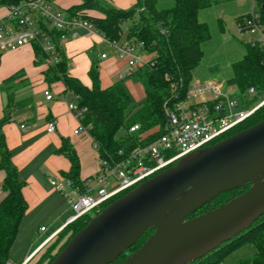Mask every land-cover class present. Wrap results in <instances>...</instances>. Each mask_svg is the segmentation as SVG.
<instances>
[{"label": "trees", "instance_id": "16d2710c", "mask_svg": "<svg viewBox=\"0 0 264 264\" xmlns=\"http://www.w3.org/2000/svg\"><path fill=\"white\" fill-rule=\"evenodd\" d=\"M22 1L24 0H0V5L19 4ZM233 2L236 0H174L172 7L160 8L159 0H136L133 6L122 9L102 3L101 0H82L80 4L67 10L72 16L80 13L86 15L90 11H95L100 16H86L108 39L126 38L142 42L145 51L156 54L154 66H145L134 74V77L142 83L145 92V99L137 109L132 107V98L124 88L122 80L106 88L102 86L96 60L89 70L91 87L70 74L65 53L62 54L58 64L44 71L45 81L49 85L56 82L63 83L64 92L74 94L77 97L78 107L85 108L81 123L89 126L88 132L97 145L100 159L107 160L111 164L119 162L128 157L134 148L148 145L165 132L167 122L165 104L172 106L175 102L186 98L188 87L195 76L194 72L205 56L204 45L211 39L208 23L200 19L201 11ZM254 3V14L258 15L264 25V0H254ZM251 11L242 17H250ZM242 17L236 18L237 23L243 20ZM51 33L58 45L60 33L55 30ZM243 46L245 53L241 59L232 64V75L226 80V84L237 87L238 96L246 102V107L254 108L264 100V51L258 44L250 41ZM33 49L35 63L42 65L45 59L42 47L34 43ZM23 76L25 73L18 72L3 81L2 88L7 92V102L0 126L11 122L17 111L24 109L34 111L31 98L18 99L17 94L10 91L12 84ZM251 88H254L255 94L251 99H247L243 95H246ZM262 120H264V103L212 144L248 129ZM134 124H139V130L127 133L129 127ZM121 130H124L123 134H120ZM147 132L151 133L145 135ZM59 151L71 162L70 171L65 173L64 177L73 180L76 185H83L80 177V158L68 139L62 138ZM121 151L123 154L120 153ZM12 155L13 151L8 148L5 136L0 133V169L6 172L3 190L7 192L0 203V264H10V252L28 209L23 194L24 182L20 180L17 168L12 163ZM136 187L120 193L105 201L99 208L67 223L58 232V238L34 264H51L67 243L94 216ZM244 191L238 188L224 192L198 209L191 217L213 210ZM152 233L153 229L148 230L113 264H122L130 253L138 251L144 245ZM248 243L255 246V253L237 264H264V215L249 229L218 249L188 264H221L227 255Z\"/></svg>", "mask_w": 264, "mask_h": 264}, {"label": "water", "instance_id": "95a60500", "mask_svg": "<svg viewBox=\"0 0 264 264\" xmlns=\"http://www.w3.org/2000/svg\"><path fill=\"white\" fill-rule=\"evenodd\" d=\"M238 188L245 191L191 217L222 193ZM263 215L264 120L183 156L140 183L94 216L51 264H113L151 229L149 239L122 264H188Z\"/></svg>", "mask_w": 264, "mask_h": 264}, {"label": "built area", "instance_id": "2783aa9c", "mask_svg": "<svg viewBox=\"0 0 264 264\" xmlns=\"http://www.w3.org/2000/svg\"><path fill=\"white\" fill-rule=\"evenodd\" d=\"M251 13L250 17H245L238 23L239 29L242 35L258 34L250 42L258 44L264 51V25L258 15L254 14V9ZM86 15H90L89 12ZM86 15H69L50 0H24L19 4L7 5V13L0 17V49L16 50L38 43L45 53L43 65L48 68L61 61L65 45L69 41L82 36L99 37L124 62L117 71L118 80L134 76L145 66H154L156 54L145 51L142 42L126 38L110 40ZM54 30L60 33L58 45L51 33ZM106 57V53L101 54L102 59ZM234 92L235 86H226L216 79H193L184 100L177 101L172 106L165 104V132L157 139L148 145L134 148L128 157L114 164L101 159L99 172L84 180L83 185H76L69 178L50 179L51 184L68 199L75 211L68 223L169 168L183 156L213 145L212 142L248 118L260 104L254 108L246 107V102L241 104ZM44 94L48 100L53 98L49 90H45ZM254 94L255 90L251 88L243 96L251 99ZM263 103L264 100L261 104ZM68 109L80 123L75 133L88 131L89 126L81 123L85 108H79L77 102H70ZM20 127L24 129L26 125L22 124ZM139 128V124H134L127 133H134ZM56 129L55 121H49L47 131L52 133ZM120 153L123 154L122 151ZM45 230V227L41 228V231ZM55 235H50L44 242Z\"/></svg>", "mask_w": 264, "mask_h": 264}, {"label": "crops", "instance_id": "0c3cea01", "mask_svg": "<svg viewBox=\"0 0 264 264\" xmlns=\"http://www.w3.org/2000/svg\"><path fill=\"white\" fill-rule=\"evenodd\" d=\"M50 1L64 11L82 2V0ZM103 1L122 9H127L136 2V0ZM6 13L7 5H0V17ZM89 14L100 16L95 11H90ZM105 45H108L109 49ZM103 53L107 54L105 59L101 58ZM65 55L68 58L70 74L89 87L92 86L89 70L94 60L98 63L100 79L104 88L119 81L117 71L124 62L117 57L112 47L99 37L82 36L69 41L65 45ZM35 60V52L31 45H25L16 50L0 49V120L4 116L7 102V92L2 88L3 81L18 72L25 73V76L14 82L17 87L21 88L18 90L17 97L18 99L31 98L34 105V111L29 109L17 111L11 122L0 126V133L5 136L8 148L13 151L12 163L17 168L20 180L24 182L23 194L28 203V209L11 249L10 258L12 252L16 250L18 242L22 243L23 237H30V229L35 227L40 217L51 218L50 225L53 230L48 234L47 237H49L58 233L63 225L68 223L69 218L75 214L74 211L64 222H59V218L63 216L64 212L58 209V203H62L63 197L67 201L68 199L50 182V179L53 178H66L64 174L68 173L71 168L70 160L59 151L63 137L70 141L79 155L80 177L83 181L96 175L100 170V155L89 132L75 133L80 123L69 111L68 104L77 102V97L72 93H65V87L61 82L49 85L44 76L47 67L43 64L37 65ZM131 78L134 76L122 80V83L131 98H135L138 97V93ZM45 90H49L53 95L51 100L46 99ZM142 103H138L133 108L137 109ZM51 120L55 121L57 129L55 132L49 133L47 124ZM22 124L26 125V128L22 129L20 127ZM121 132L123 133L124 130ZM5 177L6 172L0 169V203L7 195V192L3 190ZM56 211H59V215L53 216ZM44 240L34 247H29L19 264H25L27 260L36 256L44 247ZM255 251L253 244H244L227 255L221 264H237L252 256ZM16 263L10 262V264Z\"/></svg>", "mask_w": 264, "mask_h": 264}, {"label": "rangeland", "instance_id": "374dc122", "mask_svg": "<svg viewBox=\"0 0 264 264\" xmlns=\"http://www.w3.org/2000/svg\"><path fill=\"white\" fill-rule=\"evenodd\" d=\"M101 2L107 3L103 0H101ZM173 4L174 0H159L160 8H169L172 7ZM254 8V0H243L227 3L222 7L214 6L210 9L201 11L200 19L201 21L208 23L211 39L204 45L205 56L200 66L195 70V76L193 79H216L223 82L226 86H229L226 84V80L232 75V64L241 59L244 55L245 50L243 45L249 42L253 36L258 35L250 33H244L242 35L236 18L238 16H245L248 11ZM219 21H221V23ZM106 48L109 49V46L107 45ZM131 79L134 81V87L138 93V97H132V107H134L138 103L140 104L143 102L145 97L142 83L136 77ZM19 89L21 88L17 87L16 84H12L10 91L17 94ZM226 89L228 90V87ZM234 95L238 97L240 103L242 104L243 100L240 98V96H238L239 93L237 92V87H235ZM149 133L151 132H147L145 135H148ZM58 209L63 210L64 212L63 216L59 218V222H64L69 215L74 213L71 204H68V201L64 197L62 198V203H58ZM58 213L59 211H56L53 216L59 215ZM50 222L51 218L40 217L35 227L30 229V237H23V242H18L16 250L12 252L10 262H17L16 264H19L20 260L25 256L29 247H34L44 240L53 230ZM66 224L67 223H65L63 227ZM41 226H44L47 230L41 231ZM57 238L58 233L48 242H46L42 250H40V252L27 264H34Z\"/></svg>", "mask_w": 264, "mask_h": 264}, {"label": "flooded vegetation", "instance_id": "af4514ba", "mask_svg": "<svg viewBox=\"0 0 264 264\" xmlns=\"http://www.w3.org/2000/svg\"><path fill=\"white\" fill-rule=\"evenodd\" d=\"M228 137V136H227ZM227 137H225V138H227ZM225 138H223V139H225ZM223 139H220L219 141H221V140H223ZM218 142V141H217Z\"/></svg>", "mask_w": 264, "mask_h": 264}]
</instances>
